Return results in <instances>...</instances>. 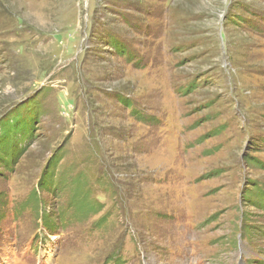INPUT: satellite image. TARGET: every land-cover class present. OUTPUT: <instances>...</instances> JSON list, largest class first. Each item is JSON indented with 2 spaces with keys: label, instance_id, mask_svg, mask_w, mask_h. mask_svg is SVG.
Returning a JSON list of instances; mask_svg holds the SVG:
<instances>
[{
  "label": "rangeland",
  "instance_id": "rangeland-1",
  "mask_svg": "<svg viewBox=\"0 0 264 264\" xmlns=\"http://www.w3.org/2000/svg\"><path fill=\"white\" fill-rule=\"evenodd\" d=\"M12 113L39 120L0 199L28 200L62 147L58 179L105 206L37 252L1 221L0 264H264V0H0V126ZM71 193H42L48 213Z\"/></svg>",
  "mask_w": 264,
  "mask_h": 264
},
{
  "label": "trees",
  "instance_id": "trees-1",
  "mask_svg": "<svg viewBox=\"0 0 264 264\" xmlns=\"http://www.w3.org/2000/svg\"><path fill=\"white\" fill-rule=\"evenodd\" d=\"M109 39V45L107 46L112 47L120 54L122 53L123 55H128L129 61L134 60L131 58V53H133V51L130 48L125 46L124 43L117 41L113 37ZM190 90H193V87ZM32 104L35 105L34 103ZM28 109L29 107H27L26 110ZM23 110L20 109L17 112L20 113ZM14 114L17 115V113ZM14 114L12 113V115ZM20 117L18 115L16 116V118L20 121H16L15 119L12 120V127L10 126V122L8 120L7 122H3L2 126H0L3 131L1 134L2 136H0V161L5 162L7 165L8 175L6 176V179L8 181L13 177V175H15V173H13L14 170L11 164H14L17 158L19 159L21 157L22 153L27 147L26 145L23 149L15 150V146L11 145V140L13 139V136L18 134L21 135L25 132H28V135H26L24 141L30 139L29 137L31 134L29 133V126L34 123L37 124V121L39 120L34 113L31 116L32 118L30 119V125H28V122H25L24 117ZM63 157L64 153L62 151V147H60L57 149L56 154L50 159L49 164H47L46 168L42 171L44 174L41 177V181L38 182L37 186L32 189V194L29 196L28 200L24 202L22 201L21 204L15 205L14 202L10 200L9 194L7 193V195L5 194L3 200L0 199V206L1 208H3V211H0V222L5 219H11V226L15 228V231L12 235V238L15 239L13 244L17 245L18 247L21 244H27L34 252H37L39 250L40 243H42V237L44 236H40V230L44 229V231L46 232V236H52L55 235L62 228V224H64L63 227L67 229L70 224L79 221H87L90 217L94 215L96 216L98 215V213L103 211V207L105 206V204L100 202L98 199L93 200L91 198L93 192L90 187H87V182L85 181L86 177L80 175L78 177H75L74 179L72 178L69 180L65 178H60V180L58 179V164L62 162ZM261 167L264 169V166ZM97 181H101V178ZM69 191H72V193L71 195H69V197H67V202L64 206H62L61 212L52 211L51 213H48V208H45V206L43 205V199L41 194L47 193L49 195L52 194L53 196L59 197L62 192L67 193ZM263 191L264 190L260 189L254 191L256 192V194H258L259 197L256 196V200L252 202L253 204L259 206V208L264 213ZM69 198H71V203L69 202ZM27 201H30V208L33 209V213L37 218L35 219L36 226L35 228H32L33 233L23 241V238L20 234L19 223L24 221L26 218L25 215H27L26 213L28 212V210L26 209V204L24 203H26ZM23 204L24 209L22 208ZM9 206H12L11 210H9ZM30 214L33 215L32 213ZM105 218L106 216L101 219L99 223L94 224V229H103V226L107 221ZM239 231H241V229ZM5 233L6 231L2 229V226L0 224V243L1 241H4L9 246L10 242L8 241L7 236H5ZM252 234L253 232L250 230L245 231V234L242 231V235L245 236V238L251 237ZM111 257H107L106 263L108 261L111 263L110 260H113L114 264H125L121 258H118V255L117 257H112L114 259H112Z\"/></svg>",
  "mask_w": 264,
  "mask_h": 264
},
{
  "label": "flooded vegetation",
  "instance_id": "flooded-vegetation-1",
  "mask_svg": "<svg viewBox=\"0 0 264 264\" xmlns=\"http://www.w3.org/2000/svg\"><path fill=\"white\" fill-rule=\"evenodd\" d=\"M258 259H261V257H260V256H258Z\"/></svg>",
  "mask_w": 264,
  "mask_h": 264
}]
</instances>
